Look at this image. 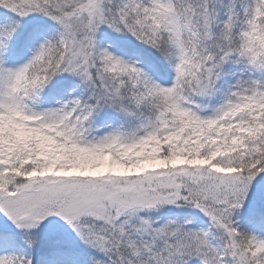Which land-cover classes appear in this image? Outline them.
Segmentation results:
<instances>
[{
  "label": "rangeland",
  "instance_id": "374dc122",
  "mask_svg": "<svg viewBox=\"0 0 264 264\" xmlns=\"http://www.w3.org/2000/svg\"><path fill=\"white\" fill-rule=\"evenodd\" d=\"M120 1L0 3L15 13L22 30L49 19L65 38L61 49L48 35L26 36L23 44L31 48L15 60L0 51V169L26 165L21 184L0 174L7 183L0 187V227L36 238L62 235L78 247L113 255L119 264H264V230L249 223L264 215V169H255V162L245 173L231 158L221 166L205 155L170 159L160 152L173 141L209 143L227 128L240 131L236 139L246 134V110L264 106V82L257 73L226 81L219 69L238 67L233 55L243 48L247 58L261 56L264 70V26L257 18L264 0L224 7L217 0L196 2L202 13L191 46L205 65L192 84L182 60V14L191 17L193 10L179 11L182 0L129 1L130 16L146 30L137 44L162 55L171 71L166 78L150 66H134L133 55L105 44L111 37L134 47ZM18 38L8 42L10 55ZM49 61L58 70L51 80L68 84L60 96L42 99L35 93L27 102L22 82ZM6 66L12 70L8 76L2 73ZM186 80L202 115L181 103ZM139 81L154 94L155 111L163 110L157 120H140L138 104L124 94L125 84L131 89ZM242 138L231 149L253 143ZM173 182L180 190L169 187ZM31 244L35 253L46 242ZM7 251H0V264H13ZM40 254L27 264H54Z\"/></svg>",
  "mask_w": 264,
  "mask_h": 264
},
{
  "label": "trees",
  "instance_id": "16d2710c",
  "mask_svg": "<svg viewBox=\"0 0 264 264\" xmlns=\"http://www.w3.org/2000/svg\"><path fill=\"white\" fill-rule=\"evenodd\" d=\"M129 1L130 0H121L120 5L121 9L120 12H124L123 18L125 19V23L129 24L132 27L131 39L133 40L134 47H129L125 45H118L117 41L111 37H106L104 39L105 44L107 47L123 50V54H130L133 55L131 59L134 60V66L138 68L146 69L150 66L151 70H154L155 73H158L159 76H163L169 78L171 75L170 69L167 68L165 65L164 59L160 54H154V52H150L149 50H143L141 46L137 43L141 36H145L146 30H144V25L142 20L132 19L130 16L132 13L129 11ZM202 0H182V3L178 5L179 11L182 13H186L188 9H192L193 12L190 15H183L182 19L184 20L183 28L186 29V40H185V48L182 52L183 57V64L187 68V73L192 77L190 84H192L194 80V74L200 73L201 65H205L201 61V55L196 57L192 50L191 41L196 40L198 37V24H199V15H201L202 11L196 2ZM221 7L234 5L237 3L238 0H217ZM0 3H3V0H0ZM197 4V5H195ZM220 7V8H221ZM262 7V6H261ZM259 7V13L257 18H259V23L264 26V7ZM261 13V14H260ZM189 18V21H188ZM22 23L19 22L16 18L15 13L12 10L0 7V51L3 52L4 55L8 57L9 60H15L17 57H21L29 51L31 48V44L25 43V38L28 36L29 38H35L38 35H48L50 38L54 39V45H59L62 49V44L64 43V34L63 29L55 22H50L49 19L47 20H36L34 23H30L27 25L25 30L21 29ZM187 28L189 30L187 31ZM19 43L17 44L16 49L13 50V54L10 55V51H8V42L9 40H13L11 38L19 37ZM199 39H197L198 41ZM10 43V42H9ZM25 46V47H23ZM23 47V48H22ZM236 48V47H235ZM234 48V49H235ZM13 49V48H12ZM261 49V46L258 47ZM243 48H236V53L234 56L233 61L235 64H238L236 68H228L227 66L221 67L219 69V73L222 74L220 79H225L226 81H233L238 76L247 75V73L256 74L257 76L260 75V82H264V70H260L263 66L261 61V56H250V58L246 57L244 54ZM261 53V50H260ZM167 61L169 62V57L167 56ZM202 63V64H201ZM234 64V65H235ZM230 69V70H229ZM257 69V72H256ZM255 70V72H254ZM11 68L6 66L2 73L5 76H8L11 72ZM57 68L55 67L54 62L42 64L38 66L35 70H32L30 75L22 82V94L27 99V102L30 100L32 101L33 95L36 93L38 97L45 99L48 98L50 95L54 96L57 93V96L61 94L62 89L65 85L68 84L66 81H56L51 80L54 74H57ZM60 71V70H59ZM228 71V72H227ZM218 71H214L212 74L215 76ZM229 73L226 75V73ZM261 72V73H260ZM260 73V74H259ZM251 74V75H252ZM124 75V74H123ZM232 75V76H231ZM56 76V75H55ZM121 77H125L121 76ZM165 78V79H166ZM167 80V79H166ZM182 87L180 88L181 91V103L183 104L184 108H188L190 111L193 109H198L195 107L196 104V96L192 93L191 86L189 81H183ZM126 90L124 94L126 95L127 99H130L134 103L138 104L134 106L136 110H140V114L142 117L140 120H148L149 116H151L152 120H157L158 116H160L163 110L160 108L162 106H158L160 109L155 111L154 105L152 104L154 100V94L151 91L148 92L149 88H146L147 85L143 81L136 82V85L132 86L131 89H127V84H125ZM130 88V87H129ZM60 93V94H59ZM194 94V95H193ZM83 100V99H82ZM128 100V101H130ZM34 105V104H32ZM249 111H253L252 109L246 110V117L243 119L242 126L246 128V134L242 136V140L246 142H250L253 139V143H246L242 145L239 142L238 148L231 149L230 145L235 141V137L238 135V132H232L228 128L224 130L223 133L219 132L211 136L210 146L209 143H195L194 141H187L182 144L177 143L176 141L171 142L170 147L160 148L161 155H165L168 153V158L172 159L176 156H188L193 157L194 155L200 156H207L212 164H219L221 166L228 165V159H234L235 167H243V171L246 173L248 169L246 168L248 164H259L255 166V169L260 166L261 169H264V106L255 108V113H251ZM204 112H207L204 110ZM199 115L203 114V111L197 112ZM209 113V111L207 112ZM149 114V115H148ZM109 126V125H107ZM110 127V126H109ZM241 128V127H240ZM253 129V135L250 133V130ZM219 134H225L226 137L221 138L222 136ZM250 137V138H249ZM239 137L238 139L241 140ZM263 138V140H262ZM236 139L237 141H239ZM250 139V140H249ZM212 144V145H211ZM109 151V150H107ZM242 157H239V156ZM21 156V155H20ZM17 162V160H15ZM24 167L26 165L24 163H16L13 167L7 170H1L0 174L4 173L7 180H12L10 184H21L23 182L22 173L24 172ZM6 172V173H5ZM0 187H7V183H1ZM250 224L254 226L256 229H263L264 230V215L257 216V218H251L249 221ZM35 240L44 241V244L41 248H39L35 253L32 247V244ZM8 248V253L11 254L13 258V264H27V260L30 257L36 259V254H43L41 257H50L54 264H119L116 258L113 255H107L105 253H98L93 249H86L82 246H77L74 243L67 241L65 237L62 235L57 236H50V235H42L39 238H36L34 234L28 231L18 232V231H9L0 227V251L3 248ZM40 252V253H39ZM36 261V260H35ZM37 264V262L35 263Z\"/></svg>",
  "mask_w": 264,
  "mask_h": 264
},
{
  "label": "water",
  "instance_id": "95a60500",
  "mask_svg": "<svg viewBox=\"0 0 264 264\" xmlns=\"http://www.w3.org/2000/svg\"><path fill=\"white\" fill-rule=\"evenodd\" d=\"M169 187L172 188V189L174 188L176 190H180L181 185L179 183L173 182V183H170Z\"/></svg>",
  "mask_w": 264,
  "mask_h": 264
}]
</instances>
